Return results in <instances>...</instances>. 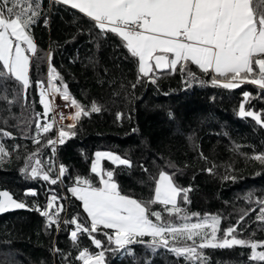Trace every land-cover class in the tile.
I'll return each instance as SVG.
<instances>
[{"label":"trees","instance_id":"trees-1","mask_svg":"<svg viewBox=\"0 0 264 264\" xmlns=\"http://www.w3.org/2000/svg\"><path fill=\"white\" fill-rule=\"evenodd\" d=\"M31 31L39 58L34 57L30 67L33 86L27 100L23 94L14 97L11 87L6 93L0 91V133L12 134L11 138L0 135V143L12 152L11 157L5 158L11 162L0 166V190L9 191L29 206L0 214V264H82L74 259L78 249L69 237L74 226L61 222L59 228L46 227L45 217L31 209L35 204L45 205L50 194L58 195L65 208L60 214L62 221L77 214L86 220L81 202L68 188L75 185L78 176L98 186L99 178L91 173L97 151L126 156L132 162L130 168L117 167L107 160L101 162L103 168L114 172L113 179L124 194L147 200L154 195L152 178L158 177L161 170L174 173L178 185L192 189L188 194L191 202L181 201L190 213L218 216L222 229L236 225L244 216L239 225L243 238L264 240V225L256 219L260 206L255 203L256 198H264V165L250 159L264 153V127L250 117L239 116L243 92L247 91L250 99L245 103L246 109L261 113L264 118V98H258L255 85L243 84L232 90L214 87L210 75L191 66L198 81L206 83L187 82V77L177 70L174 74L156 72L155 84L144 82L133 88L137 62L120 38L112 33L105 37L78 11L48 0H42L41 15ZM49 51L51 63L70 94L85 106L96 102L103 108L100 113L82 117L76 135L63 145L58 144L55 154L46 141L33 143L35 114L42 113L35 81L46 84ZM54 83L60 85L59 81ZM5 94L13 100L12 104L3 99ZM118 113L122 114L119 120ZM37 151L45 167L49 161L56 172L61 164L65 166L63 183L50 185L21 173L23 158ZM17 152L21 158H17ZM30 189L39 195H25ZM49 189L54 191L49 193ZM153 207L168 219L160 205ZM172 219L176 224L182 223ZM196 220L192 217L189 222ZM104 231L112 230L102 229L93 235L107 249L105 264H186L182 257L177 258L166 249L153 253L146 243L117 249L114 243H108ZM80 247H88L92 253L101 251L86 234L80 236ZM201 251L207 256V264H257L249 260L248 248Z\"/></svg>","mask_w":264,"mask_h":264},{"label":"snow or ice","instance_id":"snow-or-ice-1","mask_svg":"<svg viewBox=\"0 0 264 264\" xmlns=\"http://www.w3.org/2000/svg\"><path fill=\"white\" fill-rule=\"evenodd\" d=\"M78 11L83 17L93 22V26L105 37L108 33L120 38L122 46L137 62V80L132 84L144 82L156 83L155 73L177 70L187 77V82H197L198 77L192 71L195 66L205 76L211 78L214 87L236 89L243 84H252L259 89L258 98H264V0H55ZM42 11V0H0V91L7 92L11 87L14 97L23 94L27 100L28 90L33 86L30 78V67L33 58L38 57L37 45L32 35V25L37 23ZM47 23V21H45ZM49 61L47 84L42 80L35 81L38 90L39 104L43 111L35 114L36 136L33 143L51 148L53 154L56 146L63 145L66 139L76 135V128L82 117L91 113H100L103 108L96 102L85 106L78 102L69 91L62 76L51 63L52 53L47 54ZM151 74V75H150ZM54 81H59L58 86ZM200 83L206 81L199 80ZM57 96L65 102L64 107L71 112L59 111ZM244 102L240 104L239 116L250 117L256 124L264 127L261 113L247 110L245 103L250 93L243 92ZM9 104L7 94L3 96ZM122 114H117L121 119ZM71 123H65V121ZM53 133L54 135H47ZM3 137L12 134L3 131ZM18 147V146H17ZM0 143V166L11 161V157ZM40 153L33 152L24 157L21 173L33 180H42L50 185L63 183L66 173L64 165L58 172L54 164L45 162ZM17 158L19 153L17 152ZM254 159L264 165V153L254 154ZM107 160L115 166L132 167V162L125 156L110 151H97L91 163V173L99 178V185L86 177H76L74 186L68 188L76 200L81 202L86 220L79 214L70 219L61 220L65 210L58 195H49L46 204H35L31 210L38 211L45 217L46 227L61 222L74 226L69 237L78 249L74 257L82 264H105L103 242L95 233L107 236L109 244L117 249L127 245L146 243L153 253L163 248L183 258L186 264H207L203 249H232L236 246L251 250L249 260L264 264V240L251 237L243 238L239 229L245 219L241 216L236 225L221 228L218 216L190 213L182 207L190 203L191 187H182L174 180V173L161 170L158 177H153L154 195L147 200H140L124 194L114 181L112 170L102 167ZM174 167V165H169ZM143 167V166H141ZM144 171H148L144 168ZM211 173V169H207ZM235 177H225V179ZM54 189H49V193ZM25 195L38 196L34 190H27ZM252 202V194H249ZM260 207L256 219L264 225V198H256ZM160 205L163 212L155 210ZM29 206L18 201L7 190H0V214L15 209H27ZM249 211L255 212L256 209ZM196 217V222H189ZM154 218V219H153ZM172 218L182 221L173 222ZM222 233V235H218ZM87 235L92 245L101 251L92 253L88 247H80V236ZM255 234L253 233V236ZM150 238L145 241L143 238ZM187 241H191L188 244ZM115 250V249H113ZM59 251V249H57ZM67 260V257H65Z\"/></svg>","mask_w":264,"mask_h":264},{"label":"rangeland","instance_id":"rangeland-1","mask_svg":"<svg viewBox=\"0 0 264 264\" xmlns=\"http://www.w3.org/2000/svg\"><path fill=\"white\" fill-rule=\"evenodd\" d=\"M48 74V73H47ZM46 85V84H45ZM57 103L59 104V109L58 110H66V113H68V112H71L72 111V109H70V108H67V107H64V104H65V102L63 101V99L62 98H60L59 96H57ZM96 153V152H95ZM94 158H95V154H94ZM93 158V159H94ZM99 185V184H98Z\"/></svg>","mask_w":264,"mask_h":264},{"label":"built area","instance_id":"built-area-1","mask_svg":"<svg viewBox=\"0 0 264 264\" xmlns=\"http://www.w3.org/2000/svg\"><path fill=\"white\" fill-rule=\"evenodd\" d=\"M49 3H52V2H55L54 0H48ZM46 72L48 73V67H47V70ZM46 84H47V74H46ZM43 111V108L41 109ZM59 111H63V112H66V110H59ZM65 123H71V121H65ZM59 169V168H58ZM58 172V171H57Z\"/></svg>","mask_w":264,"mask_h":264},{"label":"water","instance_id":"water-1","mask_svg":"<svg viewBox=\"0 0 264 264\" xmlns=\"http://www.w3.org/2000/svg\"><path fill=\"white\" fill-rule=\"evenodd\" d=\"M169 70H161V71H158L157 73H166L168 72ZM15 210H20V209H15ZM15 210H10V211H15ZM8 211V212H10Z\"/></svg>","mask_w":264,"mask_h":264},{"label":"crops","instance_id":"crops-1","mask_svg":"<svg viewBox=\"0 0 264 264\" xmlns=\"http://www.w3.org/2000/svg\"><path fill=\"white\" fill-rule=\"evenodd\" d=\"M55 1V0H54ZM66 6V5H65ZM66 7H68V6H66ZM70 8V7H69Z\"/></svg>","mask_w":264,"mask_h":264}]
</instances>
